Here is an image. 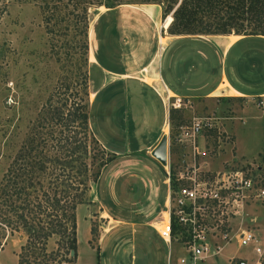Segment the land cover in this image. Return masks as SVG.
Returning a JSON list of instances; mask_svg holds the SVG:
<instances>
[{"label":"rangeland","instance_id":"374dc122","mask_svg":"<svg viewBox=\"0 0 264 264\" xmlns=\"http://www.w3.org/2000/svg\"><path fill=\"white\" fill-rule=\"evenodd\" d=\"M3 1L0 178L31 138L50 134L57 140L65 134L63 124L73 102H86L89 131L104 151L96 162L108 159L76 208V257L68 264H93V258L95 264H164L167 247L149 224L163 208L165 172L170 170L172 184L173 174L193 164L208 178L217 172L241 171L251 179L252 190L241 213L226 210L223 224L233 242L231 250L250 252L252 244H236L240 230L252 231L264 245V196H257L264 189L263 103L255 98H191L186 91L196 82L205 90L218 83L213 71L209 74L217 68L218 55L211 49L215 35H169L163 27L169 15L163 16L161 0H121L116 7L95 4L98 0ZM54 9L47 23L46 16ZM229 36V44L240 37ZM91 64H98L106 76L102 78L98 66ZM161 68L168 83L184 96L175 107L176 98L163 91V83L155 87L153 80L143 81L145 76L160 77ZM204 117H213L212 126L196 135L199 153L193 157L191 144L181 133L195 118ZM121 118L126 121L124 137L118 135ZM110 120L116 148L102 143ZM74 125L82 138L80 119ZM157 129L167 137L166 166L148 148ZM123 139L128 147H122ZM117 148H123L121 153L114 152ZM215 239L219 241V236ZM21 242L19 235L1 241L0 264H16Z\"/></svg>","mask_w":264,"mask_h":264},{"label":"trees","instance_id":"16d2710c","mask_svg":"<svg viewBox=\"0 0 264 264\" xmlns=\"http://www.w3.org/2000/svg\"><path fill=\"white\" fill-rule=\"evenodd\" d=\"M161 1L163 16L169 15L163 27L171 36H264V0ZM95 4L116 7L122 2L98 0ZM5 11L6 3L0 0V18ZM54 11L46 16L47 23ZM98 72L106 76L99 66ZM72 105L63 124L65 134L57 140L50 134L31 138L0 178V244L8 237L22 236L16 264H68L76 257V208L108 159L96 162L104 151L89 131L86 102ZM77 119L82 138L76 134Z\"/></svg>","mask_w":264,"mask_h":264},{"label":"built area","instance_id":"2783aa9c","mask_svg":"<svg viewBox=\"0 0 264 264\" xmlns=\"http://www.w3.org/2000/svg\"><path fill=\"white\" fill-rule=\"evenodd\" d=\"M175 98L174 107L181 100ZM212 118H195L192 125L181 133L190 142L193 157L199 153L195 146L196 135L203 128L212 126ZM166 173L168 188L163 208L150 226L167 247V264H172L170 259L174 242H178L184 251L183 255L177 256V264H196L213 257L231 240L223 223L228 212L232 215L241 213L249 197L248 191L252 190L251 179L241 171L217 172L208 178L195 164L180 169L174 175L172 184L170 170ZM257 196H264V189H260ZM210 218H213L212 222H209ZM217 236L219 241L215 239ZM236 239L239 246L252 244L256 254L260 257L264 254V245L258 243L252 231L240 230ZM228 264H247V261L234 257L229 259Z\"/></svg>","mask_w":264,"mask_h":264},{"label":"crops","instance_id":"0c3cea01","mask_svg":"<svg viewBox=\"0 0 264 264\" xmlns=\"http://www.w3.org/2000/svg\"><path fill=\"white\" fill-rule=\"evenodd\" d=\"M239 36L240 37L235 42L230 43V44H229L230 42L229 34L212 36L213 37L212 41H213L214 46L211 49L213 51V54L218 55V59H217L218 61H217V68H211L209 70V74L211 73V71H213L212 76L218 77V83L210 87L208 90H205V88L200 86V84H203V83L199 84V82H196V84L189 85L190 88L188 87V90H186L188 91V96L189 95L192 96L191 98H196V97L201 96V97L208 98V99L228 98V99H233V100L234 99H244L245 100V99L255 98V99L261 100L264 106V36H261V35L259 36L239 35ZM95 61H96V58H95ZM203 61L208 62L209 60L203 59ZM184 69L188 71L187 73H189L190 70L188 68H184ZM163 72L164 71L161 68V72L159 73L160 77L156 76L155 78V77L145 76L143 78V81H146L147 83H149L146 80V78H149L150 80L154 81L155 87L163 83L165 87V90L163 91L167 93L169 97L180 98L181 96L184 98L183 95L177 93L176 91H174L172 88H170L167 85ZM182 76H185V74L182 73ZM145 85H148V84L145 83ZM221 85H225V86L220 89ZM216 91H218L219 94H213ZM125 124H126L125 118H121V122H120L121 132L120 134H118L120 135V137H124L125 136L124 134H126V131L123 127L125 126ZM105 126L107 129H106V132L102 131V134H103V136H101L102 143L104 145L112 144L115 147L114 144L117 145V142L116 140H113V138L115 139V137L112 135V132H109V128L111 129V127H112V131L114 132L113 121L110 120L106 122ZM161 129H157L156 131L157 135L154 137L153 143H151V145L148 146L149 150L153 149L159 142L161 135H162ZM124 131L125 133H123ZM108 137L111 138V141L108 140ZM122 142H123L122 143L123 148L125 146L128 147V141L126 139L125 141L123 139ZM117 150L118 151H114V152L121 153L122 151V150H119L118 148ZM137 152L139 153V149L135 150V153ZM166 180L167 179H165V181ZM159 212L160 210H158L157 213H155L152 216V221L158 216ZM104 214L108 217L106 213ZM147 223L148 222H145L144 224H147ZM149 227L153 229L150 226V224H149ZM236 234H238V232ZM230 243L231 242L223 245L220 251L213 257L207 258L203 261H198L196 262V264H228L229 259L234 258V257L245 259L247 261V264H264L263 258L260 257L258 254H256L255 251L253 250V245L249 247L250 252H237L238 250L233 251L231 250V248L228 247L230 246ZM236 244L238 245V247H241L239 246L237 240H236ZM86 246L87 248L91 250L89 245L86 244ZM183 254H184V251L180 248V246L176 243H172V256L170 259L171 263L177 264V256H181ZM167 260H168V250L164 258V261H165L164 264H167ZM95 262H96V259L93 258V264H95Z\"/></svg>","mask_w":264,"mask_h":264},{"label":"water","instance_id":"95a60500","mask_svg":"<svg viewBox=\"0 0 264 264\" xmlns=\"http://www.w3.org/2000/svg\"><path fill=\"white\" fill-rule=\"evenodd\" d=\"M166 149H167V137L166 135L161 136L157 145L151 150V155L153 158L158 160L162 166L167 164V156H166ZM73 255V251L70 252V256Z\"/></svg>","mask_w":264,"mask_h":264},{"label":"bare ground","instance_id":"6f19581e","mask_svg":"<svg viewBox=\"0 0 264 264\" xmlns=\"http://www.w3.org/2000/svg\"><path fill=\"white\" fill-rule=\"evenodd\" d=\"M162 40H163V38H161V42H162ZM90 56H91V58L93 59L94 56L92 55V53H90ZM147 81L150 82L151 80L148 78ZM165 132H167V129H165ZM164 135H165V134H164ZM165 166H166V165H165Z\"/></svg>","mask_w":264,"mask_h":264}]
</instances>
